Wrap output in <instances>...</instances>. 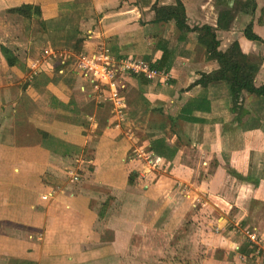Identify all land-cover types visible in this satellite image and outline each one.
<instances>
[{"label":"crops","instance_id":"obj_1","mask_svg":"<svg viewBox=\"0 0 264 264\" xmlns=\"http://www.w3.org/2000/svg\"><path fill=\"white\" fill-rule=\"evenodd\" d=\"M244 2L182 0L189 28L232 10L218 49L256 59L259 87L264 0ZM173 5L0 0V264H264V98L242 92L233 110L224 82L195 84L218 64L195 33L158 21L154 6ZM250 23L262 42L244 37ZM99 47L150 66L170 53L158 77L125 78L118 127L70 65Z\"/></svg>","mask_w":264,"mask_h":264},{"label":"trees","instance_id":"obj_2","mask_svg":"<svg viewBox=\"0 0 264 264\" xmlns=\"http://www.w3.org/2000/svg\"><path fill=\"white\" fill-rule=\"evenodd\" d=\"M253 1L254 0H245L243 4L236 3V8L240 6L242 10L246 9L248 11L249 9V11L252 12L255 8ZM154 10L159 17L158 21L173 22L176 29L180 31L181 34L195 33L196 41L204 47L207 58L218 64V69L216 71L209 75H202L200 80L195 83L196 85L208 84L215 81L224 82L228 87L233 110L238 108L242 92L264 98V85L259 87L254 85V77L258 71L259 62L243 54L237 42L232 43L225 52H221L218 49L219 41L216 38V31L228 30L233 21V14L230 12L232 10L225 9L218 13L216 28L207 25L189 28L186 25V16L182 0H175V5L173 6H154ZM15 12L19 14L23 13V11ZM243 35L249 41L262 42V39L253 32L251 23L246 25L243 30ZM1 52L8 65H12L13 60L10 57V52L5 48H1ZM162 52V57L156 66L151 67L157 71L166 72V62L170 53L166 48H162ZM150 151L156 153L157 150L155 146L152 145ZM134 177L135 175L132 173L129 177L130 183L133 181Z\"/></svg>","mask_w":264,"mask_h":264},{"label":"built area","instance_id":"obj_3","mask_svg":"<svg viewBox=\"0 0 264 264\" xmlns=\"http://www.w3.org/2000/svg\"><path fill=\"white\" fill-rule=\"evenodd\" d=\"M42 55L58 60H60L58 57L62 56L51 53L47 49H43ZM61 62L62 64L66 63V61ZM70 65L96 98L110 104L114 119L112 124L116 127L124 122L125 99L123 91L125 90V78L143 76L147 79H154L161 74L143 59L137 57L114 58L109 55L104 47L81 53L74 57ZM134 156L146 162L151 169L157 168L161 164L159 158H152L144 153H136ZM68 174L73 180H77V175L71 172ZM51 195L52 193H49L43 196L42 199L47 200ZM247 238L251 243L259 244L254 235H247Z\"/></svg>","mask_w":264,"mask_h":264},{"label":"rangeland","instance_id":"obj_4","mask_svg":"<svg viewBox=\"0 0 264 264\" xmlns=\"http://www.w3.org/2000/svg\"><path fill=\"white\" fill-rule=\"evenodd\" d=\"M43 200V199H42Z\"/></svg>","mask_w":264,"mask_h":264}]
</instances>
